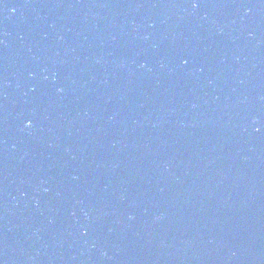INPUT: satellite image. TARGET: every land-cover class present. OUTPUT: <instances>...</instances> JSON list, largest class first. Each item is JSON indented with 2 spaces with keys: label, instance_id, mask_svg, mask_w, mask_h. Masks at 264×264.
<instances>
[{
  "label": "water",
  "instance_id": "95a60500",
  "mask_svg": "<svg viewBox=\"0 0 264 264\" xmlns=\"http://www.w3.org/2000/svg\"><path fill=\"white\" fill-rule=\"evenodd\" d=\"M0 264H264V0H0Z\"/></svg>",
  "mask_w": 264,
  "mask_h": 264
},
{
  "label": "clouds",
  "instance_id": "9594fccd",
  "mask_svg": "<svg viewBox=\"0 0 264 264\" xmlns=\"http://www.w3.org/2000/svg\"><path fill=\"white\" fill-rule=\"evenodd\" d=\"M30 123V122H29Z\"/></svg>",
  "mask_w": 264,
  "mask_h": 264
}]
</instances>
